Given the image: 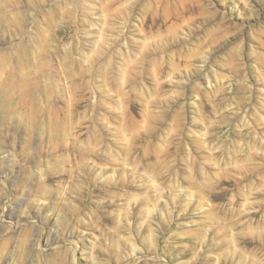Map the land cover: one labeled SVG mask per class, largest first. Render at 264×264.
Returning a JSON list of instances; mask_svg holds the SVG:
<instances>
[{
    "label": "rangeland",
    "instance_id": "obj_1",
    "mask_svg": "<svg viewBox=\"0 0 264 264\" xmlns=\"http://www.w3.org/2000/svg\"><path fill=\"white\" fill-rule=\"evenodd\" d=\"M74 248L264 264V0H0V264Z\"/></svg>",
    "mask_w": 264,
    "mask_h": 264
},
{
    "label": "bare ground",
    "instance_id": "obj_2",
    "mask_svg": "<svg viewBox=\"0 0 264 264\" xmlns=\"http://www.w3.org/2000/svg\"><path fill=\"white\" fill-rule=\"evenodd\" d=\"M30 231V230H29ZM75 247V246H74ZM73 249V248H72ZM75 250V248H74ZM77 250V249H76ZM76 250L74 251V255H73V261H72V264H77L76 261H75V258H76V255H75V252Z\"/></svg>",
    "mask_w": 264,
    "mask_h": 264
}]
</instances>
